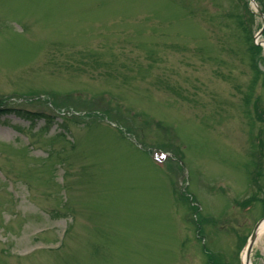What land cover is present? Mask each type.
I'll use <instances>...</instances> for the list:
<instances>
[{"label": "rangeland", "instance_id": "obj_1", "mask_svg": "<svg viewBox=\"0 0 264 264\" xmlns=\"http://www.w3.org/2000/svg\"><path fill=\"white\" fill-rule=\"evenodd\" d=\"M260 12L0 0V264H243L264 218Z\"/></svg>", "mask_w": 264, "mask_h": 264}, {"label": "water", "instance_id": "obj_2", "mask_svg": "<svg viewBox=\"0 0 264 264\" xmlns=\"http://www.w3.org/2000/svg\"><path fill=\"white\" fill-rule=\"evenodd\" d=\"M263 223H264V219L261 220L257 224V226H256V228H255V230L253 232V235H252L251 240H250V243H249V247H248L247 252H246V255H247V262H246V264H250V262H251V251L253 249V245H254V243L256 241V238L258 237V231H259V229H260V227H261V225Z\"/></svg>", "mask_w": 264, "mask_h": 264}, {"label": "bare ground", "instance_id": "obj_3", "mask_svg": "<svg viewBox=\"0 0 264 264\" xmlns=\"http://www.w3.org/2000/svg\"><path fill=\"white\" fill-rule=\"evenodd\" d=\"M264 233V223L262 224V226L259 229V234H263Z\"/></svg>", "mask_w": 264, "mask_h": 264}]
</instances>
